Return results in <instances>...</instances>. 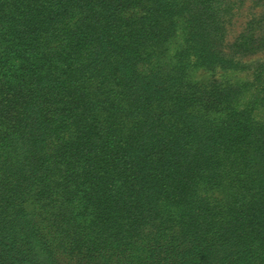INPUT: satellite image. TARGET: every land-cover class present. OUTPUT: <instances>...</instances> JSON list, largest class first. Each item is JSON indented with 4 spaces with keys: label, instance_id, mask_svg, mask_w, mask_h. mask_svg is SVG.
Masks as SVG:
<instances>
[{
    "label": "trees",
    "instance_id": "16d2710c",
    "mask_svg": "<svg viewBox=\"0 0 264 264\" xmlns=\"http://www.w3.org/2000/svg\"><path fill=\"white\" fill-rule=\"evenodd\" d=\"M192 3L0 0V264H264V57L193 96L157 67L180 26L200 66L238 63Z\"/></svg>",
    "mask_w": 264,
    "mask_h": 264
},
{
    "label": "rangeland",
    "instance_id": "374dc122",
    "mask_svg": "<svg viewBox=\"0 0 264 264\" xmlns=\"http://www.w3.org/2000/svg\"><path fill=\"white\" fill-rule=\"evenodd\" d=\"M190 6L193 9L190 11L194 13L207 6L214 12V18H219L222 21L224 35L218 45L219 51L223 57L237 62L238 66L226 70H211L200 66L195 56L198 52L197 49L193 48L188 53V47L185 48L183 26H180L176 37L167 43L158 57L157 67L164 73L171 74L174 72V67L184 65L191 85L189 90L193 96L214 100V98L222 97L223 88H227L229 84H239L253 79L250 68L257 61H262L264 57V49L257 47L259 39L264 34V0H193ZM190 15V13H186L184 16L187 18ZM186 18L181 19L184 22L183 19ZM122 39L125 40L126 37L124 36ZM241 53H245V55H240ZM188 63L190 64L188 65ZM112 84L120 86L117 81ZM134 98L137 99L136 96ZM108 103L109 101H105V105L110 106L111 104ZM99 109L102 110L101 106ZM115 138L111 133L105 135V140L108 143H111ZM90 144L95 148L94 142L90 141ZM143 166L144 164L133 165V171L137 173L138 169ZM12 186L13 184L5 182V177L0 174V190L8 191Z\"/></svg>",
    "mask_w": 264,
    "mask_h": 264
}]
</instances>
